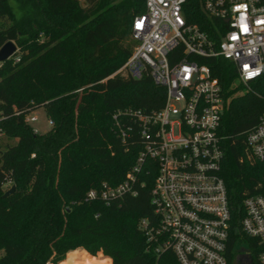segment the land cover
<instances>
[{
    "label": "trees",
    "instance_id": "1",
    "mask_svg": "<svg viewBox=\"0 0 264 264\" xmlns=\"http://www.w3.org/2000/svg\"><path fill=\"white\" fill-rule=\"evenodd\" d=\"M201 3L185 0L183 11L189 23L208 30ZM144 10L145 0H0V47L7 41L17 47L0 63L1 136L15 139L0 142V264H56L77 247L101 251L112 264H180L170 250L156 253L141 229L142 219H157L153 160L141 168L137 195L108 205L86 196L102 183L122 182L136 162L143 141L127 111L152 114L165 103V87L149 75L134 80L117 72L134 47L132 21ZM201 63L224 96L221 175L233 209L228 263L236 264L243 243L259 264L263 248L241 233L239 219L245 197L264 195L263 164L246 157L244 140L264 109V76L236 93L241 87L229 60ZM41 108L52 121L44 133L25 121ZM118 125L130 128L125 140ZM10 181L14 191L3 197ZM103 263L76 250L61 264Z\"/></svg>",
    "mask_w": 264,
    "mask_h": 264
},
{
    "label": "built area",
    "instance_id": "2",
    "mask_svg": "<svg viewBox=\"0 0 264 264\" xmlns=\"http://www.w3.org/2000/svg\"><path fill=\"white\" fill-rule=\"evenodd\" d=\"M184 3L145 0V10L134 17V47L117 72L134 80L149 75L165 87V103L152 114L127 111L143 141L136 162L122 182L102 183L86 196L108 205L124 194L137 195L143 185L141 168L151 159L156 173L150 202L157 219L150 224L142 219L140 224L156 243L155 252L170 250L180 264H229L233 209L221 175L224 153L219 135L224 96L218 79L201 60H229L236 86L250 91L264 76V0H202L208 30L187 21ZM32 113L25 116L27 123L36 120ZM118 126L125 140L130 128ZM244 140L246 157L264 168V109ZM242 208L241 233L259 240V264H264V195L245 197ZM245 248L237 245L240 253H246Z\"/></svg>",
    "mask_w": 264,
    "mask_h": 264
},
{
    "label": "rangeland",
    "instance_id": "3",
    "mask_svg": "<svg viewBox=\"0 0 264 264\" xmlns=\"http://www.w3.org/2000/svg\"><path fill=\"white\" fill-rule=\"evenodd\" d=\"M63 13V12H62ZM61 13V14H62ZM131 40V39H129ZM237 84V80L235 81V86ZM243 92V89L240 88L236 91V93H242ZM31 116H35L36 117V120L35 121H31L30 122V126L37 132L39 133H44L46 131H48L50 129V125H49V118L47 117V115L45 114L44 110L41 108V109H38L36 111H34ZM15 141V139H8L4 136H1L0 135V142H9V143H13ZM15 188V185L14 183H12L11 181L10 182H7L5 185H4V189L5 191L9 190L11 187ZM22 206L19 207V210L22 211L24 210L25 208V204H22ZM68 207H66L67 209ZM244 245V244H243ZM246 249V248H245ZM76 250H79V253H86L87 255H89L90 257L94 258V259H98V260H102V259H106L108 260V263H103V264H112V260L110 257L104 255L101 251H98L94 254H91L89 252H87L83 247H77V248H74V249H71V250H68L66 253H65V256L62 260H59L56 264H61L63 263L64 261H66L68 255ZM249 257L248 255V252L246 251L245 252H242V253H238L237 256H236V264H247V258Z\"/></svg>",
    "mask_w": 264,
    "mask_h": 264
},
{
    "label": "water",
    "instance_id": "4",
    "mask_svg": "<svg viewBox=\"0 0 264 264\" xmlns=\"http://www.w3.org/2000/svg\"><path fill=\"white\" fill-rule=\"evenodd\" d=\"M17 50V47L13 41H7L0 47V63L10 58ZM14 191V186L3 193V197L8 196ZM245 250V249H242ZM247 264H252L251 259L247 258Z\"/></svg>",
    "mask_w": 264,
    "mask_h": 264
}]
</instances>
